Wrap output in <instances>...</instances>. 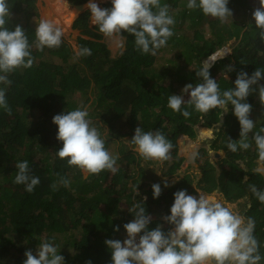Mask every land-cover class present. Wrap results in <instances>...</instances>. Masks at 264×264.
I'll list each match as a JSON object with an SVG mask.
<instances>
[{
    "label": "trees",
    "instance_id": "trees-1",
    "mask_svg": "<svg viewBox=\"0 0 264 264\" xmlns=\"http://www.w3.org/2000/svg\"><path fill=\"white\" fill-rule=\"evenodd\" d=\"M18 1L21 7L16 16L25 19L26 25L19 26L28 37L34 63L31 68H18L7 74L12 82L6 89L11 115L0 109V264H24V253L31 250L35 256L43 241L57 247L58 254L64 257V264H86L89 260L92 264H112L111 250L104 242L108 239L122 242L127 237L123 225L134 219L129 212L134 204L142 202L145 214L154 215L149 230L160 224L167 232L172 226L161 216H156V212L166 206L164 213L170 215L173 193L178 190L186 189L189 195L196 193L193 185L199 177L193 174L181 175L179 182L169 187L164 183L161 195L154 199L148 183L142 181L138 186L133 185L142 180L143 172L139 166H114L115 172L104 170L99 174H88L85 179L82 170L67 164L68 158L61 160L56 153L63 144L56 138L58 127L52 122L53 117L78 108L83 110L90 102V94L96 99L90 107L93 112L87 109L88 119L101 118L116 135L131 138L137 127L145 132L158 130L171 142L170 154L174 156L172 163L175 165L163 171L164 178L174 177L185 161L178 155L179 138L195 139V127L201 122L206 128L217 125L220 132H216L218 136L213 144L218 141L219 146L212 145L211 149L224 151L225 158L218 162L219 166H213L208 159L200 166L202 177L198 179V188L205 194L220 190L232 202L250 196V208L245 215L255 220L254 236L262 257L259 264H264V204L249 189L250 185H255L264 190V174L251 173V166H255L252 161L259 158L253 135L264 127V121L248 134L253 152L250 147L246 151L238 148L233 153L227 148V142L228 138L239 139L240 125L232 106H228L226 113L218 108L200 113L187 103L189 93L182 91L187 84L195 87L203 83L196 72L233 39L240 41L232 55L217 59L209 69L210 77L217 81L221 93L234 88L238 72L244 71L251 76L257 68H264V42L258 36L260 30L253 18L243 25L226 24L215 18L208 22L210 33L205 34L198 29L206 17L201 9H188V0H160L161 5L168 4L174 9L182 7L175 14L169 7V15L175 24L170 26L174 34L166 46L157 50L155 56L141 54L135 48L134 36L122 31L118 35L126 40L125 51L112 58L106 44L101 42L104 34L99 27L89 28L90 12L87 11L74 26L82 35L78 39V51L87 47L92 54L77 56L71 45L63 40L58 48L37 50L36 29L30 24L32 18L39 17L36 0ZM87 1L69 0V3L81 5ZM257 3L259 0H229L228 8L250 10ZM111 7V3L104 5V8ZM184 23L191 27V32L182 29ZM6 27L14 30L13 20L8 18ZM167 50L171 53L162 57L160 54ZM230 66L235 70L229 71ZM259 83L264 85V80ZM3 87L0 84V88ZM170 95L184 96L181 112L168 107ZM77 96L86 99L80 104ZM258 98V93L247 98L252 111L259 106ZM184 110L191 114L187 119L181 114ZM35 112L43 113L44 118L37 125L27 119ZM91 126L97 128L102 137L104 129L95 122ZM205 132L207 130L202 134ZM109 142L105 141L107 151ZM203 152L207 156L205 149ZM38 154L42 156L36 161ZM24 160L29 161L31 174L40 178L32 193L26 192L24 185L14 183L18 172L15 164ZM242 166L250 169L245 171ZM216 167L220 168L219 175ZM245 176L247 181H244ZM60 177L70 181L68 187L58 183ZM54 183L57 185L55 190L52 188ZM116 226H119L118 232L114 231Z\"/></svg>",
    "mask_w": 264,
    "mask_h": 264
},
{
    "label": "clouds",
    "instance_id": "clouds-1",
    "mask_svg": "<svg viewBox=\"0 0 264 264\" xmlns=\"http://www.w3.org/2000/svg\"><path fill=\"white\" fill-rule=\"evenodd\" d=\"M228 3L229 0H198V2L188 0L187 7L199 8L204 15L219 18L223 23L228 17H232ZM259 3L260 7L253 11L252 18L256 28L260 30L258 36L264 42V0H259ZM111 4V8L102 9L93 0H89L86 7L91 13L92 24L98 26L99 31L106 37L121 35L122 31L134 36L135 48L141 54L155 56L157 50L166 46L168 39L174 34L170 27L175 24V20L169 15L170 6L161 5L160 0H111ZM10 15L7 0H0V73H2L0 84L5 86L0 88V109L9 115L11 108L6 100V89L12 82L7 74L18 68H31L34 63L31 45L23 28L17 25L14 30H9L6 27ZM63 35V31L52 21L40 20L35 30V47L39 51H43L45 47L58 48L62 43ZM217 53L210 57L213 61ZM91 54V49L87 47L77 52V56ZM210 67L211 65L206 61L204 67L196 72L197 77H202L203 83H198L195 87L193 84L185 85L182 91L189 93L190 96L187 103L200 113H208L217 108L226 113L229 110L228 106L231 105L233 115L240 125V133L238 140L228 138L227 148L233 153L238 148L246 151L251 147L248 134L255 127L254 121L250 119L252 105L247 102V98L253 93H258L261 105L264 106V85L259 83L264 80V68H257L251 76L244 71L238 72L234 88L221 93L217 81L210 77ZM234 70L233 66L229 67V71ZM184 103L185 99L182 95L168 97V107L174 112H181ZM181 114L186 119L191 115L187 110ZM88 116L87 109L78 108L53 117L52 122L58 127L56 138L63 144L56 154L61 160L68 158L69 166H74L88 174H99L104 170L115 172L114 165L119 159L111 156L106 150L104 139L101 138L97 128L91 126L92 122ZM182 137L187 136L180 138ZM253 139L259 159L264 161V127L253 135ZM130 142L145 160L161 162L170 158V150L173 147L160 131L145 132L141 127L135 129ZM207 157H209L208 151ZM224 158L220 159L216 156L214 163L210 160L209 162L213 166H218V162ZM15 168L18 172L14 183L24 185L25 191L32 193L39 185L40 178L31 174L29 161L16 163ZM216 168L219 174L220 168ZM201 171L200 167V170L189 174L200 178ZM257 171L264 172V169ZM160 173L163 177V171ZM173 178L163 177L171 181H174ZM180 178L181 176L172 185L178 183ZM198 179L193 185L195 194L189 195L186 189L173 193L174 203L170 208V215L163 217L164 221L172 226L167 232L162 230L163 226L160 224L149 230L151 216L145 214L146 209L142 202L134 204L129 209L134 219L123 225L127 238L122 242L114 239L104 242L111 250L112 264H259L262 257L259 254V242L254 236L255 220L251 217L245 218L235 212L231 205H225L209 196L210 194L202 192L198 188ZM144 182L151 183L150 179H145ZM58 183L68 187L70 181L60 177ZM164 186L169 187L167 183ZM56 187L54 183L53 190ZM249 189L257 200L264 204V190H259L255 185H250ZM152 192L154 199L159 198L162 193L160 184H153ZM216 192L226 198L225 193L220 190L214 193ZM146 199L145 196L144 200ZM226 202L234 203L228 199ZM114 231L118 232L119 226H116ZM58 253L53 243L43 241L35 256L31 250L24 253L26 257L24 264H64V257ZM86 264L92 262L89 260Z\"/></svg>",
    "mask_w": 264,
    "mask_h": 264
},
{
    "label": "rangeland",
    "instance_id": "rangeland-1",
    "mask_svg": "<svg viewBox=\"0 0 264 264\" xmlns=\"http://www.w3.org/2000/svg\"><path fill=\"white\" fill-rule=\"evenodd\" d=\"M51 1H53V0H39V2H41L43 4V6L45 7V9H43L42 12L39 10V8L37 9L38 13H39V21L40 20H49V21H52L58 27L57 22L55 23V21H57L58 19H61V18H60V16L58 18L54 17V15L58 16V14H56V12H55L56 8L54 9L53 6H50ZM88 2H89V0L86 2V5ZM93 2L97 3L99 5V7H101L103 9L104 5H106L107 3H111V0H93ZM67 3H68V0H67ZM18 6H19V4H18ZM68 6H71L70 8L72 9L73 5L68 4ZM259 7H260V3H257L256 7L252 8L250 10H246L243 7L233 8L231 10L232 11V17H228V19L224 23L230 24L232 22H235L236 24L241 23L242 25L245 23H248L252 19L253 11ZM85 8H86V6H85ZM170 9L175 14L176 12H180L182 10V7H178L177 9H174L173 6L170 5ZM87 11L90 12L88 9H86L85 12H87ZM46 13H48V14H46ZM40 14L42 16H40ZM51 15H53L54 18H52V19L48 18ZM56 18H57V20H56ZM10 19L13 20L14 27H16L17 25H20V24L22 26H24V24H25V22H24L25 19L21 18L22 20H20L16 15H14V16L10 15ZM214 19L215 18H213L211 16H206L205 22L203 24H201L200 28H198V29L202 30V32H204L205 34H209L210 28H209L208 22H211ZM89 20H90L89 28H94L95 25L92 24L91 13H90V19ZM61 24L62 25L59 26V28L64 33L62 40L67 42L69 45H71L72 49L77 53V51H78V39L82 38L80 31L74 26L75 24H71L70 26H68L69 28L67 26H65V24L63 22ZM36 25L38 26V24H36ZM181 27H182V29H185L186 31L188 30L189 32H191V30H192L191 27H189L186 23L182 24ZM189 34H191V33H189ZM239 41H240V39H238V40L233 39L232 41H230L228 43V45L224 48V50H221L224 52H222V53L218 52L217 53L218 55H217L215 61H213L212 58L206 60L211 65L210 68H212L214 66L217 59L230 57L233 53V50L239 44ZM101 42L106 44L107 48L109 49V51L111 53L112 58H115L118 55H120L121 53H123L125 51V48H126L125 38H123L122 36H120L118 34L114 35L112 37H106L104 35ZM115 47H117V48H115ZM170 53H171V50H167V53H163L160 55L162 57H167V55ZM74 61H76V59H74ZM59 63L61 64L62 62H59ZM89 98H90V102L85 106L84 109L89 108L90 109L89 111L93 112V108H90V107L92 106V103L96 99V97L90 94ZM76 99L81 104V102L82 101L84 102V100L86 98L81 99V97L77 96ZM256 102L259 103V106L255 110L251 111V114H250V118H252L255 125L264 121V106L261 105L259 98L257 99ZM34 114L35 115H33V116L31 115V116L27 117V119L31 123L37 125L39 122L41 123L44 120V118H42L43 113L39 114V112H35ZM90 120L92 122L97 123L98 126H100L104 129V132H103L101 138H103L107 142L110 141L109 145H108V152L110 153L111 156L116 157L117 160L118 159L120 160V162L116 161V164L114 166H139V169L142 170V172H143L142 176L144 178H142V180L141 179L138 180L137 183H133V185L136 184V186H138L145 179H148V180L150 179V182H151V183H149L150 187H152L153 184L158 183V184H160L161 188H164V186L162 187V185L164 183L171 185V184H173V182L177 178H179V176L185 175L186 173L189 174L191 172L200 170L199 166H203L207 161L210 160L211 163H214L216 161V159H214V158H216V156H217V158L222 159L225 157V154H226L223 151L215 154L213 152H217V151H215V149L213 151L211 150L212 145H215L216 148L219 146L218 141H216V143L213 144V141L218 136V134H216V132H220L218 130V126L216 125V126H213L211 128H206V127H204V122H201L195 127V130L197 133V137L195 139L191 140L187 137H185V138L182 137L178 140V142H177L178 147H179L178 155H181V157L184 158L185 161L181 165L182 167H181V169H179V172L174 176V178H173L174 181L170 182L168 179H163L162 174L160 172L167 170L169 166L175 165L174 163H172V160L174 158L173 154H169L170 158L168 160H165L162 162L156 161V160H145L144 158H142L139 155V153L137 151H135V146L132 145L130 142V140L132 139L130 136L123 135V134H122L123 136L120 134L116 135L117 133L114 132L113 130H110V128L104 124V122L101 118L100 119L99 118L90 119ZM203 130H205V131L207 130V132L202 134ZM222 142L225 143V141H222ZM204 148H205V151H208L209 157H207L205 155V152H203ZM250 150H251V152H253V147H251ZM124 154L128 155L129 157L124 159V157H125ZM37 156L38 157H37L36 161H38L42 155L38 154ZM131 156L133 158H131ZM252 162L255 166H251V173L252 174H254V173L264 174V172H258L257 171V169H264V161H261L259 158H256ZM242 167L245 169V171H248V169H250L247 166H242ZM82 172L84 173V178L87 179L89 176L88 173H86L84 171H82ZM217 175H219V174L217 173ZM245 177H246V179H245ZM245 177H244V181H247L248 178H247V176H245ZM194 196H198V195H194ZM209 196H212L215 200L220 201V202L224 203L225 205H231L235 212H237L238 214L247 218L245 214L248 211V209L250 208V198L249 197L229 204L226 202L227 198H223V195H221L218 192H216L214 194H210ZM166 208L167 207L165 206V208H163L162 211H157L155 215L156 216L159 215L162 218L165 217L166 215L164 213V210ZM153 216L154 215L152 214L151 218H153Z\"/></svg>",
    "mask_w": 264,
    "mask_h": 264
},
{
    "label": "bare ground",
    "instance_id": "bare-ground-1",
    "mask_svg": "<svg viewBox=\"0 0 264 264\" xmlns=\"http://www.w3.org/2000/svg\"><path fill=\"white\" fill-rule=\"evenodd\" d=\"M50 6H53L55 9L56 14H58V16L54 17H59L61 19L56 18L57 21H55V23L57 22L58 27L61 26L62 22L65 24V26H70L71 24H73V21L77 18V16L79 15L80 11L83 9L81 7H72V9L68 6L67 0H53L51 1ZM50 9V8H49ZM49 13V12H48ZM46 13V14H48ZM78 13V14H77ZM48 17V16H47ZM53 15L49 16L48 18L52 19L54 18ZM69 28V27H68ZM117 48V47H115ZM185 138V137H184ZM188 141V140H187ZM187 145V144H186ZM190 145V144H189ZM188 145V146H189Z\"/></svg>",
    "mask_w": 264,
    "mask_h": 264
},
{
    "label": "crops",
    "instance_id": "crops-1",
    "mask_svg": "<svg viewBox=\"0 0 264 264\" xmlns=\"http://www.w3.org/2000/svg\"><path fill=\"white\" fill-rule=\"evenodd\" d=\"M7 4H8V6H9V9H10V12H12V15L14 16V15H16L17 14V10L21 7V4H20V2L18 1V0H7ZM18 4H19V6H18ZM36 5V8L38 9L39 8V10L42 12L43 11V9H45V7L43 6V4L41 3V2H39V0H36V3H35ZM68 4H69V1H68ZM44 7V8H43ZM69 7H71V6H69ZM11 15V16H12ZM40 16H42L41 14H40ZM81 16V15H80ZM79 16V17H80ZM79 17H78V19H79ZM35 19V20H34ZM77 19V20H78ZM77 20L75 21V22H77ZM38 21H39V17L38 18H32V20H31V22H30V24H31V27H34L35 29L37 28V25L36 24H38ZM26 24H24V26H25ZM180 157H181V155H179ZM170 182H172L171 180H169Z\"/></svg>",
    "mask_w": 264,
    "mask_h": 264
},
{
    "label": "water",
    "instance_id": "water-1",
    "mask_svg": "<svg viewBox=\"0 0 264 264\" xmlns=\"http://www.w3.org/2000/svg\"><path fill=\"white\" fill-rule=\"evenodd\" d=\"M85 6H86V4H81V5H76V6H74V7H84L81 11H80V13H79V15L77 16V18L73 21V24L75 23V21L78 19V17L80 16V15H82L85 11H86V9H87V7L85 8Z\"/></svg>",
    "mask_w": 264,
    "mask_h": 264
},
{
    "label": "built area",
    "instance_id": "built-area-1",
    "mask_svg": "<svg viewBox=\"0 0 264 264\" xmlns=\"http://www.w3.org/2000/svg\"><path fill=\"white\" fill-rule=\"evenodd\" d=\"M137 241H138V237H137Z\"/></svg>",
    "mask_w": 264,
    "mask_h": 264
}]
</instances>
